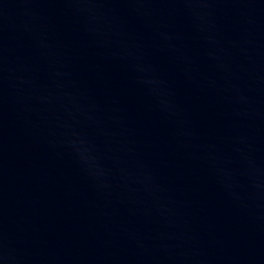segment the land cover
Returning <instances> with one entry per match:
<instances>
[{
    "label": "water",
    "instance_id": "95a60500",
    "mask_svg": "<svg viewBox=\"0 0 264 264\" xmlns=\"http://www.w3.org/2000/svg\"><path fill=\"white\" fill-rule=\"evenodd\" d=\"M0 264H264V0H0Z\"/></svg>",
    "mask_w": 264,
    "mask_h": 264
}]
</instances>
